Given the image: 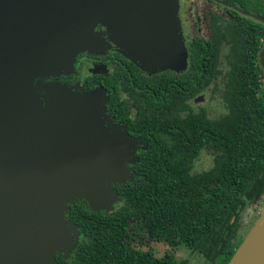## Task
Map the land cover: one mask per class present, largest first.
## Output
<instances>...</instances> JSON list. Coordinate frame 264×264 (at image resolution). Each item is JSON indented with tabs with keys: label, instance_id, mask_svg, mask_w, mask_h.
<instances>
[{
	"label": "water",
	"instance_id": "obj_1",
	"mask_svg": "<svg viewBox=\"0 0 264 264\" xmlns=\"http://www.w3.org/2000/svg\"><path fill=\"white\" fill-rule=\"evenodd\" d=\"M176 1L0 0V264L67 256L77 231L66 204L111 211L112 185L133 176L125 165L134 140L110 126L104 91L42 79L71 73L76 54L110 43L148 74L183 69ZM258 60L264 70V45ZM226 264H264V207Z\"/></svg>",
	"mask_w": 264,
	"mask_h": 264
},
{
	"label": "trees",
	"instance_id": "obj_2",
	"mask_svg": "<svg viewBox=\"0 0 264 264\" xmlns=\"http://www.w3.org/2000/svg\"><path fill=\"white\" fill-rule=\"evenodd\" d=\"M222 1L264 18L260 0ZM216 6L228 17L211 15L212 36L189 43L191 76L179 88L141 84L150 93L148 111L136 118L135 137L144 149L130 167L132 179L112 185L115 209L93 211L83 199L67 203L63 215L78 242L67 256L55 253L52 264H187L173 257L179 247L226 264L241 243V211L264 200V70L258 60L264 24ZM209 77L224 110L215 118L186 103L197 87L184 84ZM127 79L125 73L122 83ZM201 155L210 165L194 170ZM143 237L168 249L157 256L140 247Z\"/></svg>",
	"mask_w": 264,
	"mask_h": 264
},
{
	"label": "flooded vegetation",
	"instance_id": "obj_3",
	"mask_svg": "<svg viewBox=\"0 0 264 264\" xmlns=\"http://www.w3.org/2000/svg\"><path fill=\"white\" fill-rule=\"evenodd\" d=\"M188 1L194 2V0H184V2ZM260 1L264 2V0ZM199 2H203L201 6L206 9L205 14L207 17V25L209 27L210 36L197 37L206 39L212 36V29L210 25L211 15L217 17H228V13L223 11L219 6H216V4H219L222 7L227 6L216 0H199ZM206 2L210 4L212 3L218 9L217 13L214 10L208 9L209 6ZM204 3L206 5H204ZM184 5L186 9L187 4L184 3ZM180 7L183 8V5ZM191 16L197 18V15H195L194 12L190 13L189 11L186 14V17ZM104 36L106 37V33ZM195 38L196 37H193L184 42L187 51L186 65L183 69L177 72L166 69L148 74L140 70L135 65L134 66L137 69H134L133 66L126 63V59L116 50L114 45L110 43L109 47H105L104 50L95 53H78L73 61L74 71L71 73L62 74L58 77L44 78L42 80L44 82L58 81L66 84L67 86H74L79 92L102 89L106 96L104 113L109 119L110 126H115L119 130L124 131L130 139L140 143L144 149V143L135 137V135L140 132V127L136 124V118L140 117V113L148 111V99L150 97V93L147 89H143L144 87L141 84L147 80L153 83L158 82L156 85L159 86L160 89L166 87V84L172 88H179L180 82L184 81L183 78H185L187 74L191 76V68L188 64V45ZM125 73L128 79L125 83H122ZM213 81L214 80L209 77L203 84H199L197 82L184 84V86L192 84V87H197V90L195 89L197 93L192 96L191 100L186 101V103H189L193 108V112L202 109L206 112L208 117H213L208 113L209 111H207V107L203 105L216 98L215 96H212ZM108 99H110L111 103L109 110H107L105 106ZM134 150L135 149H133V151ZM136 152L137 151H135V153ZM139 153L137 155L135 154L136 157H134V162L137 161Z\"/></svg>",
	"mask_w": 264,
	"mask_h": 264
},
{
	"label": "rangeland",
	"instance_id": "obj_4",
	"mask_svg": "<svg viewBox=\"0 0 264 264\" xmlns=\"http://www.w3.org/2000/svg\"><path fill=\"white\" fill-rule=\"evenodd\" d=\"M186 3L187 8L185 9ZM203 2H199V0H194L184 2V0H177L176 1V14H177V19L179 23V28H180V34L183 43L190 40L193 37L201 36V37H209L210 32H209V27L207 25V17L205 14V7L203 8L201 5ZM209 8L211 10H214L217 13V8L211 3H207ZM204 3V5H206ZM183 5V8L180 6ZM190 11V13H193L197 15V18L194 16L191 17H186V14ZM187 12V13H186ZM77 55V54H76ZM75 55V56H76ZM75 58V57H74ZM74 61V60H73ZM186 65V64H185ZM74 71V69H72ZM207 107V111L210 115L213 117H217L219 115H222L224 110L223 107L220 105L217 99H213L207 104H203ZM138 144V145H137ZM140 143H137L136 141H133L132 144H129L128 150L130 152V157H136L135 154L137 155L139 152L143 150V146L140 145ZM133 149H135L133 151ZM135 151H137L135 153ZM135 153V154H134ZM133 162H126V168L132 173L133 172L130 168V165H132ZM210 165V158L205 157L204 155H201L199 159H197L194 164H193V169L194 170H205L209 167ZM87 204V203H86ZM264 207V200H261L257 204H251L248 205L246 208H244L241 213H240V221L238 222V229H237V234L241 238H244L252 224L254 223L255 219L261 212V210ZM115 209V204L112 208L111 211ZM142 245H140L141 248L143 249H148L154 252L155 255L160 256L162 255L168 247L162 243L154 242L148 240L146 237L142 238ZM77 242H78V236H77ZM174 259L180 260V259H185L187 261V264H210L208 263L201 255L197 253H193L189 250H187L185 247H179L175 251L172 252Z\"/></svg>",
	"mask_w": 264,
	"mask_h": 264
},
{
	"label": "built area",
	"instance_id": "obj_5",
	"mask_svg": "<svg viewBox=\"0 0 264 264\" xmlns=\"http://www.w3.org/2000/svg\"><path fill=\"white\" fill-rule=\"evenodd\" d=\"M263 84H264V82H263Z\"/></svg>",
	"mask_w": 264,
	"mask_h": 264
}]
</instances>
